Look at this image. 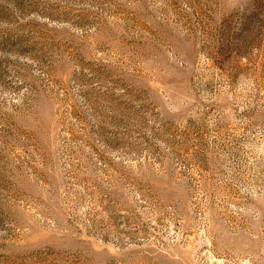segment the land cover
Here are the masks:
<instances>
[{
    "label": "rangeland",
    "instance_id": "1",
    "mask_svg": "<svg viewBox=\"0 0 264 264\" xmlns=\"http://www.w3.org/2000/svg\"><path fill=\"white\" fill-rule=\"evenodd\" d=\"M0 264H264V0H0Z\"/></svg>",
    "mask_w": 264,
    "mask_h": 264
}]
</instances>
